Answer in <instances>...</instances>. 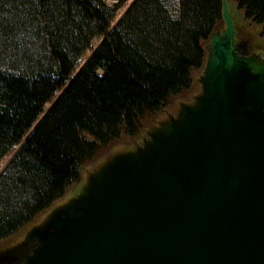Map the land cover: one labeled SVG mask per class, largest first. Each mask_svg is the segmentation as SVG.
Segmentation results:
<instances>
[{
    "label": "water",
    "instance_id": "water-1",
    "mask_svg": "<svg viewBox=\"0 0 264 264\" xmlns=\"http://www.w3.org/2000/svg\"><path fill=\"white\" fill-rule=\"evenodd\" d=\"M231 4L204 43L200 89L140 141L85 162L80 190L0 247L38 237L10 264H264V57L236 37Z\"/></svg>",
    "mask_w": 264,
    "mask_h": 264
},
{
    "label": "trees",
    "instance_id": "trees-1",
    "mask_svg": "<svg viewBox=\"0 0 264 264\" xmlns=\"http://www.w3.org/2000/svg\"><path fill=\"white\" fill-rule=\"evenodd\" d=\"M229 1L236 36L252 41V24L264 36V0ZM114 13L104 0H0V158L27 134L0 172V246L80 181L85 162L198 86L204 43L224 21L222 0H178L177 14L166 0H132L111 27ZM33 247L8 253L17 262Z\"/></svg>",
    "mask_w": 264,
    "mask_h": 264
},
{
    "label": "rangeland",
    "instance_id": "rangeland-1",
    "mask_svg": "<svg viewBox=\"0 0 264 264\" xmlns=\"http://www.w3.org/2000/svg\"><path fill=\"white\" fill-rule=\"evenodd\" d=\"M113 0H108V2L111 3L112 7L115 10L114 16L111 19V23L110 26H114L117 22V20L120 18V16L124 13V11L127 9V7L130 5V3L132 2V0H117V3H113ZM167 4L169 5L170 10L174 13L177 14L178 12V0H166ZM233 5V3H232ZM234 7V6H233ZM235 14H236V18L238 21H240L241 19V14L239 13L238 10H235ZM250 26V34L254 35V36H258L259 35V31H260V26L259 25H255L252 24ZM103 36L102 35H96L94 36L91 40H90V44L88 45V47H86L82 53L80 54V56L77 58L76 63L72 69V74H75L78 69L82 66V64L88 59V57L91 55V53L94 51V49L100 44L101 40H102ZM264 40V36L262 37ZM256 39H260L259 37ZM199 73V72H198ZM196 73V74H198ZM197 81V80H196ZM197 83H199L197 81ZM200 89V85L198 84V86H196L195 89L193 90H189L186 91L183 95L180 96H175L172 98V101L170 102L169 106L167 107L169 111H175L176 107L178 106L179 101L181 100H187V99H191L192 95L195 94L198 90ZM61 92V88L57 89L48 99V101L45 103L44 105V110L40 113L39 117L34 121L33 125H35V123L37 122V120L44 114V112L46 111V109H48V107L51 105V103L56 99V97L59 95V93ZM162 115V114H161ZM160 114H156V115H152L150 117H147L144 120L143 123V130L142 133L145 134V130L146 128H148L149 126L153 125L156 120L158 118H160L159 116H161ZM32 125V126H33ZM27 134H25L22 139L21 142L25 139ZM141 135V133H140ZM140 135L135 137V138H131V139H125V140H117L114 141L112 143H110L107 147H105L103 150H101L99 153H97L92 159H90L89 161H87V165L89 167L94 166L104 155L109 154L111 151H113L116 148L122 147V146H130L132 143L134 142H138L140 141ZM21 142L15 144L12 146V148L6 153L4 154L1 158H0V172L6 167V165L8 164V162L10 161L11 157L14 155V153L17 151L18 147L20 146ZM82 179V176H81ZM80 179V180H81ZM81 181L75 182L72 185H70L66 191L69 192L72 190V188L76 185H78V183H80ZM78 189H75L73 191V194H76L78 192ZM72 194V195H73ZM71 195V196H72ZM69 197V196H68ZM46 209L40 211L39 213L36 214V216L30 221L28 222L26 225H24V227L22 229H20L19 231H17L16 233H14L12 236H10V238L8 239V241H6L5 243L2 244V246H4L7 243H10L16 239H19L22 235L24 230L33 222L37 221L41 215L45 212ZM32 242V241H31ZM34 244V242H32ZM0 246V247H2ZM12 253H0V264H10L12 262H15L17 257L11 255Z\"/></svg>",
    "mask_w": 264,
    "mask_h": 264
},
{
    "label": "flooded vegetation",
    "instance_id": "flooded-vegetation-1",
    "mask_svg": "<svg viewBox=\"0 0 264 264\" xmlns=\"http://www.w3.org/2000/svg\"><path fill=\"white\" fill-rule=\"evenodd\" d=\"M237 37V36H236ZM260 39H256L254 36V39L252 41L247 39V44H246V52L247 53H252L255 52L257 53L260 57H264V40L263 36L259 35L258 36ZM238 38V37H237ZM239 39V38H238ZM243 39V38H242ZM31 240L29 241V243ZM28 243V244H29ZM34 243L37 245L38 244V237H34Z\"/></svg>",
    "mask_w": 264,
    "mask_h": 264
}]
</instances>
